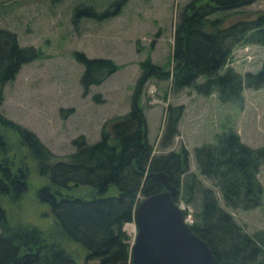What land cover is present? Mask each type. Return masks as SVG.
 Listing matches in <instances>:
<instances>
[{"label":"trees","instance_id":"1","mask_svg":"<svg viewBox=\"0 0 264 264\" xmlns=\"http://www.w3.org/2000/svg\"><path fill=\"white\" fill-rule=\"evenodd\" d=\"M125 0L101 12L91 6L78 14L103 19L117 12ZM255 0H189L176 14L167 65L139 62L141 74L130 97V108L102 123L99 137L88 143L72 139V152L59 158L36 136L0 113V264H129L125 222L132 220L137 198L162 189L155 175L163 172L177 188L172 196L194 207L189 227L209 247L218 264H264V231H243L197 175L212 181L223 205L250 209L263 192L257 173L264 165V146L250 147L233 131L215 135L214 142L193 148L198 173L188 172L185 149L152 154L138 95L148 77L169 78L171 88L189 87L197 94L216 92L221 102L240 98L241 89L264 86V58L255 72L239 74L228 65L235 47L258 45L264 50V12L225 24L230 15ZM76 14V13H75ZM76 16V15H75ZM36 56L17 43L13 32L0 27V84L12 79L20 65ZM74 56L82 67L84 90L100 83L118 68L109 59ZM182 107L167 108L159 146L176 133ZM42 177L32 179L31 173ZM183 188L185 194L178 191ZM30 192L48 210L45 227L9 219L5 207Z\"/></svg>","mask_w":264,"mask_h":264},{"label":"rangeland","instance_id":"2","mask_svg":"<svg viewBox=\"0 0 264 264\" xmlns=\"http://www.w3.org/2000/svg\"><path fill=\"white\" fill-rule=\"evenodd\" d=\"M113 1L0 0V27L13 32L20 46L36 52L34 58L20 65L12 79L0 84V113L33 133L56 157L72 152L71 141L79 135L88 143L94 142L103 122L128 112L141 74L139 62L147 55L152 63L170 69L176 14L189 0H125L116 13L103 19L77 13L88 5L97 12L112 9ZM241 10L242 14L230 15L225 24L264 12V0H255ZM74 52L87 58L109 59L118 68L84 90L79 83L83 67ZM263 58L260 46L245 44L235 47L228 65L239 74L255 72ZM138 105L152 154L185 149L190 173H198L193 148L213 143L218 133L230 130L250 147L264 146V86L244 87L239 99L221 102L216 92L202 95L189 87L173 90L169 78L150 76L141 86ZM179 105L182 110L177 131L168 145L160 147L166 110ZM30 175L36 182L43 179L34 172ZM257 178L263 189L261 202L242 210L225 207L212 181L197 175L248 234L264 231V165H260ZM178 191L185 194L183 188ZM176 203L184 218L191 220L193 205L183 200ZM5 209L9 219L17 223L42 228L51 222L46 206L30 192ZM122 230L129 250L136 231L133 220L125 222ZM76 263L83 264L80 259Z\"/></svg>","mask_w":264,"mask_h":264},{"label":"water","instance_id":"3","mask_svg":"<svg viewBox=\"0 0 264 264\" xmlns=\"http://www.w3.org/2000/svg\"><path fill=\"white\" fill-rule=\"evenodd\" d=\"M155 175L162 189L137 200L132 209L136 231L129 245V264H218L173 201L177 188L163 172Z\"/></svg>","mask_w":264,"mask_h":264},{"label":"built area","instance_id":"4","mask_svg":"<svg viewBox=\"0 0 264 264\" xmlns=\"http://www.w3.org/2000/svg\"><path fill=\"white\" fill-rule=\"evenodd\" d=\"M232 53H233V52H232ZM184 219H185V221H186V222H189V221H190V219H189V221H188V219H187V218H184Z\"/></svg>","mask_w":264,"mask_h":264}]
</instances>
